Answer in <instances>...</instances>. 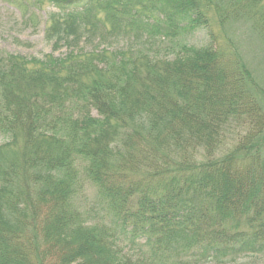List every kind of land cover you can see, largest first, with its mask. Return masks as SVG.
Returning <instances> with one entry per match:
<instances>
[{
  "label": "trees",
  "instance_id": "obj_1",
  "mask_svg": "<svg viewBox=\"0 0 264 264\" xmlns=\"http://www.w3.org/2000/svg\"><path fill=\"white\" fill-rule=\"evenodd\" d=\"M49 1L52 52L0 50V264H170L178 240L179 264L263 253L250 74L211 40L159 51L208 28L203 0Z\"/></svg>",
  "mask_w": 264,
  "mask_h": 264
},
{
  "label": "rangeland",
  "instance_id": "obj_2",
  "mask_svg": "<svg viewBox=\"0 0 264 264\" xmlns=\"http://www.w3.org/2000/svg\"><path fill=\"white\" fill-rule=\"evenodd\" d=\"M137 3H151L155 10H169V0H135ZM54 7L49 0H0V50L5 53L41 58L52 52V45L44 38L46 13ZM203 12L208 19L207 29H196L186 35L181 42H168L159 46L161 54L177 51L182 42L193 45H203L209 40L218 45L228 59L233 61L236 69L241 66L250 74L253 86L250 88L257 98L264 113V0H203ZM99 19L105 16V10L96 11ZM182 37V35L180 36ZM185 40V41H184ZM181 43V44H180ZM65 48L54 51V55L64 54ZM95 114V112H93ZM7 141V136L0 133V145ZM264 151V132L257 144ZM16 153L15 149H0V160L5 163ZM223 150H218L216 157H221ZM160 182L153 179L156 187ZM83 198L79 206L86 212L88 202L94 198V188L90 183L85 185ZM88 215L90 219L100 216L94 208ZM87 213V212H86ZM182 237V235L177 234ZM186 236H184L185 238ZM189 245L184 240H178L170 245L168 251L170 264H179L183 252L188 251ZM144 251V248H143ZM132 254V253H131ZM50 261L46 262L49 264ZM197 264H264V252L238 257L234 261L220 260L203 261Z\"/></svg>",
  "mask_w": 264,
  "mask_h": 264
}]
</instances>
